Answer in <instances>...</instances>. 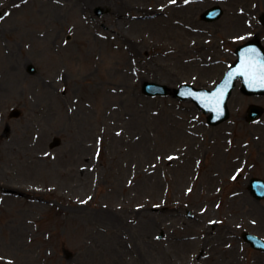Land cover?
<instances>
[{
  "label": "rangeland",
  "instance_id": "374dc122",
  "mask_svg": "<svg viewBox=\"0 0 264 264\" xmlns=\"http://www.w3.org/2000/svg\"><path fill=\"white\" fill-rule=\"evenodd\" d=\"M94 1L0 0V264H264L240 239H264V200L248 191L264 179V115L244 119L264 98L237 86L228 121L210 127L189 101L145 97L142 76L122 69L128 36L153 71L143 76L212 88L235 46L264 37L263 0ZM213 5L223 16L203 21ZM148 8L160 18L129 26Z\"/></svg>",
  "mask_w": 264,
  "mask_h": 264
},
{
  "label": "bare ground",
  "instance_id": "6f19581e",
  "mask_svg": "<svg viewBox=\"0 0 264 264\" xmlns=\"http://www.w3.org/2000/svg\"><path fill=\"white\" fill-rule=\"evenodd\" d=\"M89 1H91V0H89ZM97 1H99V0H95L94 2H97ZM151 11H149V13H150ZM143 25H148L147 24V22L146 21H141V22H138L137 23V26H143ZM114 29V27H112L110 30H113ZM186 29H188V30H190V31H192V32H194V33H197V32H199V30H197V31H195V29H192L191 30V28L190 27H186ZM117 34V32H114V34H112L111 36H115ZM119 36V35H118ZM122 39L124 40V42L127 44V45H130V48H132V50L129 48V47H126L125 48V50H127L128 49V51L130 52V54H129V56H128V62H126L125 64H124V66H123V70L124 71H126L127 73H134V68L136 69V75L138 74V75H140L141 74V71H146V73L147 72H153L152 71V69H149V70H146V67H144L145 66V63L143 62V60L142 61H136V57H135V50H137V47H134V45L133 44H131V41L132 40H129V37L128 36H126V37H123L122 36ZM128 41V42H127ZM74 60H77V58H75L74 57ZM133 61H135V62H133ZM86 65L84 64V59L83 60H81L77 65H75L74 66V70L75 71H77V72H79V73H81L80 71H79V69H81V68H83V67H85ZM107 67L108 68H106L105 70H103L104 72L106 71V70H112L113 69V66L111 65V64H109V65H107ZM106 76H109V77H114V75H106ZM155 78H157V77H155V76H151V75H148V76H145V77H142L141 78V80L142 81H148V80H152V81H157ZM159 79V78H158ZM159 81H163V80H160L159 79ZM158 82V81H157ZM120 89V86H114V89H112V91H117V90H119ZM103 99L105 98V97H102ZM25 193H27V190H26V192ZM24 197H28V195L27 194H25V195H23ZM7 198H10V197H7ZM8 200V199H7ZM94 210H96V215L99 217V218H102L103 219V216L105 215V213L104 212H102V209H94ZM101 220V219H100ZM114 222H112V224H113Z\"/></svg>",
  "mask_w": 264,
  "mask_h": 264
},
{
  "label": "water",
  "instance_id": "95a60500",
  "mask_svg": "<svg viewBox=\"0 0 264 264\" xmlns=\"http://www.w3.org/2000/svg\"><path fill=\"white\" fill-rule=\"evenodd\" d=\"M146 88L149 89L150 92H154V93H155V92H158V89H155V88H153L152 86H147ZM253 186H258V187H260L261 189H264V186H263V185H260V184H258V183H254ZM263 192H264V191H263ZM261 248L264 249V246H262Z\"/></svg>",
  "mask_w": 264,
  "mask_h": 264
},
{
  "label": "snow or ice",
  "instance_id": "6c2138e0",
  "mask_svg": "<svg viewBox=\"0 0 264 264\" xmlns=\"http://www.w3.org/2000/svg\"><path fill=\"white\" fill-rule=\"evenodd\" d=\"M173 2H174V0H173Z\"/></svg>",
  "mask_w": 264,
  "mask_h": 264
}]
</instances>
